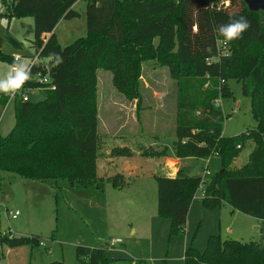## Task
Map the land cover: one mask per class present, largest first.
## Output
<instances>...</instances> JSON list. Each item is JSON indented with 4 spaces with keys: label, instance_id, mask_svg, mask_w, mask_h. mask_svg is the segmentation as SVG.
Segmentation results:
<instances>
[{
    "label": "trees",
    "instance_id": "trees-1",
    "mask_svg": "<svg viewBox=\"0 0 264 264\" xmlns=\"http://www.w3.org/2000/svg\"><path fill=\"white\" fill-rule=\"evenodd\" d=\"M77 1L10 0L6 6L10 17H32L34 54L47 59L55 89L43 91L38 102L14 99V127L0 135V177L5 173L43 183L68 179L79 187L101 189L96 83L89 71L110 72L115 90L126 100L138 101L141 64L157 60L178 86L175 158L216 155L222 162V170L209 180L180 174L155 177L158 215L169 221L170 235L185 232L191 202L200 188L206 208L225 203L264 220V12L249 11L243 0H84L87 35L62 48L54 29L61 20L78 17L73 10ZM241 17L248 29L225 44L217 29ZM53 53L61 63L50 57ZM0 60L14 63L1 53ZM232 79L241 83L244 96L251 97L250 113L256 121V127L237 138L222 135V111L214 103L220 95L230 96L225 83ZM8 98L0 93V106ZM247 141L253 144L247 163L236 173L230 171ZM104 182L118 188L124 177L114 175ZM4 240L10 249L40 244L35 236L12 235ZM76 256L82 264H148L111 260L106 245L78 247ZM254 260L264 264V250L220 236L209 237L203 252L190 247L183 259L184 264H253Z\"/></svg>",
    "mask_w": 264,
    "mask_h": 264
},
{
    "label": "rangeland",
    "instance_id": "rangeland-1",
    "mask_svg": "<svg viewBox=\"0 0 264 264\" xmlns=\"http://www.w3.org/2000/svg\"><path fill=\"white\" fill-rule=\"evenodd\" d=\"M9 2L0 0V53L9 59L21 57V62L26 63L35 53L32 46L33 19L31 16L10 17L6 8ZM85 8V1H77L73 10L78 17L61 20L55 27L54 33L62 48L86 37ZM10 68L8 61L0 60V79L11 72ZM185 71L190 72L189 69ZM89 75L95 77L96 83L99 143L102 141L111 151L108 166L112 173L125 170L124 185L115 188L103 178L101 189L94 185L84 188L68 179L43 183L2 173L0 264L57 261L82 264L76 256L78 247L95 249L107 244L106 255L111 260L184 264L186 250L192 247L203 252L211 236L243 244L254 243L264 250V220L241 214L225 203L206 208L202 188L197 190L191 202L183 234L171 236L169 221L158 215L155 177L166 176L162 166L166 159L175 157L176 142L172 134L178 86L170 78L167 68L157 60L141 64L138 101L126 100L115 90L110 72L96 68L94 72L89 71ZM225 86L230 96L220 95L218 105L223 118L222 135L237 138L256 127L250 113L251 97L243 95L241 83L237 80H228ZM30 99L32 102L41 101L43 94L35 93ZM14 124V101L8 98L7 104L0 106V135L8 134ZM252 149L253 144L245 142L228 169L235 173L240 171ZM145 151L148 154L139 156V152ZM126 162H131L136 169L126 171ZM168 170L171 175L201 176L209 180L222 170V162L216 155L187 157L180 159V165L176 161L170 162ZM9 212L18 213L17 218L12 219ZM12 235L15 238L35 236L43 245L10 249L4 237ZM115 239L121 242L111 247L110 243ZM253 264L260 263L254 260Z\"/></svg>",
    "mask_w": 264,
    "mask_h": 264
},
{
    "label": "clouds",
    "instance_id": "clouds-1",
    "mask_svg": "<svg viewBox=\"0 0 264 264\" xmlns=\"http://www.w3.org/2000/svg\"><path fill=\"white\" fill-rule=\"evenodd\" d=\"M249 23L243 17L238 20H230L229 23L221 25L218 29V35L223 37L227 44L233 40L242 37V34L248 29ZM58 57L57 64L62 62V58L56 54H50V57ZM12 72H9L5 78L0 79V93L4 95H14L30 79L28 65L24 62H17L11 65ZM14 73V74H13Z\"/></svg>",
    "mask_w": 264,
    "mask_h": 264
},
{
    "label": "built area",
    "instance_id": "built-area-1",
    "mask_svg": "<svg viewBox=\"0 0 264 264\" xmlns=\"http://www.w3.org/2000/svg\"><path fill=\"white\" fill-rule=\"evenodd\" d=\"M13 61L14 63L21 62V57H14ZM26 61L27 62L25 64L28 65V69L30 71V79L24 84L22 89H20L14 95H9V100L14 101V99L17 97L23 102H29L31 101L30 95H35V93L42 94L43 91H52L55 89V85L50 76V67L47 59H42L38 54H34ZM10 71L12 72L11 68ZM214 103L216 106H218L219 99L215 100ZM9 215L12 219H16L18 213L9 212ZM120 242L121 241L119 239L112 240L110 246L114 247ZM39 245L42 246L43 244L40 242ZM106 248H108V244L106 245Z\"/></svg>",
    "mask_w": 264,
    "mask_h": 264
},
{
    "label": "crops",
    "instance_id": "crops-1",
    "mask_svg": "<svg viewBox=\"0 0 264 264\" xmlns=\"http://www.w3.org/2000/svg\"><path fill=\"white\" fill-rule=\"evenodd\" d=\"M225 4L228 5V2H226ZM48 36L49 35H46L45 37L47 38ZM172 135H174V134H172ZM109 137H114V136H109ZM100 143H99L98 150L100 149L99 152H100L101 156L99 155V152H98V158H97V177L99 179H103V178H107V177H110V176L112 177L114 175H122V176H124L125 170H120V171H117L116 170V172L112 173L113 170L111 169V167L108 166V162L110 161V159H108V158H109V154L111 153V151L108 149V146L107 145L105 146L104 143L102 144V141H100ZM140 155H141V152H139V156ZM105 160H106V164H104V161ZM172 161H176L180 165V159H177V158L174 157L172 159H166L164 161V163H163V166H162L163 167V170H165V172H166V177H169V178H175L176 177V175H171L170 172H169V170H168V165ZM125 169H126V171L131 172V171L135 170L136 167L131 162H126L125 163ZM99 171H101V172H99Z\"/></svg>",
    "mask_w": 264,
    "mask_h": 264
},
{
    "label": "water",
    "instance_id": "water-1",
    "mask_svg": "<svg viewBox=\"0 0 264 264\" xmlns=\"http://www.w3.org/2000/svg\"><path fill=\"white\" fill-rule=\"evenodd\" d=\"M246 4L247 8L251 12H264V0H243ZM220 117H216V121H218Z\"/></svg>",
    "mask_w": 264,
    "mask_h": 264
}]
</instances>
